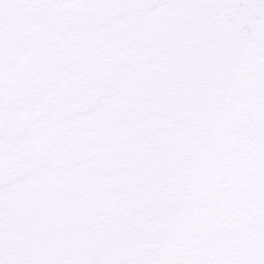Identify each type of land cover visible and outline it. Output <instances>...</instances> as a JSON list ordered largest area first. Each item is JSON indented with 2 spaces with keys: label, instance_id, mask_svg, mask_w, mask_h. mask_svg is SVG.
Segmentation results:
<instances>
[{
  "label": "snow or ice",
  "instance_id": "obj_1",
  "mask_svg": "<svg viewBox=\"0 0 264 264\" xmlns=\"http://www.w3.org/2000/svg\"><path fill=\"white\" fill-rule=\"evenodd\" d=\"M0 264H264V0H0Z\"/></svg>",
  "mask_w": 264,
  "mask_h": 264
}]
</instances>
